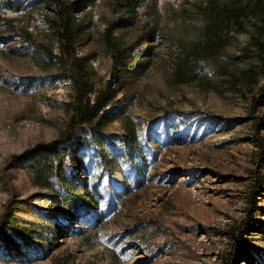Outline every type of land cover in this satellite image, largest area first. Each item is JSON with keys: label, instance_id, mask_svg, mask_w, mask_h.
I'll list each match as a JSON object with an SVG mask.
<instances>
[{"label": "rangeland", "instance_id": "rangeland-1", "mask_svg": "<svg viewBox=\"0 0 264 264\" xmlns=\"http://www.w3.org/2000/svg\"><path fill=\"white\" fill-rule=\"evenodd\" d=\"M232 1L79 0L91 98L110 81L112 97L73 128L54 0H0V264H264L259 20L245 17L193 79L180 70L210 5ZM64 139L36 156L61 170L45 182L15 161Z\"/></svg>", "mask_w": 264, "mask_h": 264}, {"label": "trees", "instance_id": "trees-1", "mask_svg": "<svg viewBox=\"0 0 264 264\" xmlns=\"http://www.w3.org/2000/svg\"><path fill=\"white\" fill-rule=\"evenodd\" d=\"M54 3L56 4L57 17L59 18L55 30L61 49V54L56 58H58L62 67L69 69V78L75 87V104L71 127L76 128L98 117L105 106L111 102L112 96L110 97L109 94L112 90V81L109 82L107 91L104 94H99L96 99L92 100V87L88 77L86 60L78 55L75 48L77 28L74 25L73 17L75 10L80 8L81 2L76 0L67 3L66 0H54ZM8 8L14 9V7ZM207 13L210 22L205 35L180 63V70L186 76V81L193 79L191 74L197 62L222 49L230 34L234 30L241 28L243 19L248 15L255 16L262 26L259 34L254 35L253 43L257 47L258 55L262 61V68H264V0H234L223 5H210ZM112 48L115 66L120 65L124 50L115 45ZM64 142L65 139L48 144H40L17 156L15 161L17 163L32 161L36 178L40 182H45L54 173H58L61 170L55 171V166L52 162L44 161L42 157L37 159L36 156L45 154L44 156L48 155L51 157L57 152V146ZM58 174H61V172ZM60 178L65 180L63 175H60Z\"/></svg>", "mask_w": 264, "mask_h": 264}]
</instances>
